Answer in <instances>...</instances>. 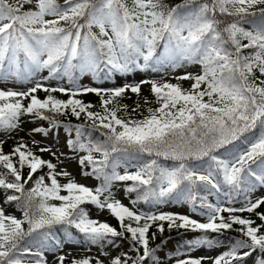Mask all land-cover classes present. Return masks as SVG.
I'll return each instance as SVG.
<instances>
[{
    "label": "snow or ice",
    "instance_id": "1",
    "mask_svg": "<svg viewBox=\"0 0 264 264\" xmlns=\"http://www.w3.org/2000/svg\"><path fill=\"white\" fill-rule=\"evenodd\" d=\"M134 71L164 75L99 86ZM10 79L31 87L0 88V132L21 130L25 116L65 127L80 175L99 183L78 181L22 139L8 153L0 140V264H50L48 253L51 264H162L150 240L166 225L201 233L172 264H245L253 253L264 264V0H0V82ZM88 94L100 98L99 111ZM68 116L81 123L60 119ZM39 152L63 163L50 147ZM117 184L134 194L131 206ZM172 203L205 222L162 210ZM89 205L120 230L92 218ZM226 231L242 238L222 240ZM116 238L130 240L135 255L106 262L107 251L71 259L62 251L66 241L104 249ZM221 246L228 250L217 256L190 255Z\"/></svg>",
    "mask_w": 264,
    "mask_h": 264
},
{
    "label": "rangeland",
    "instance_id": "2",
    "mask_svg": "<svg viewBox=\"0 0 264 264\" xmlns=\"http://www.w3.org/2000/svg\"><path fill=\"white\" fill-rule=\"evenodd\" d=\"M192 70V69H190ZM198 70V69H196ZM179 74V73H178ZM42 76H47L48 73L47 71H44L43 73H41ZM163 73H155V72H139V71H134L132 73H130L127 76H119L117 75L116 78L114 80H108L105 81L104 84L99 85L102 87H116V86H121L124 83H133V82H138L141 79H160L161 76H163ZM172 82H176V81H172ZM57 83L61 84V85H66L67 81H48L47 84L50 86H56ZM82 83L86 84V85H90V86H98L95 84V82L91 79V77H85L82 78ZM190 82H184V86L188 87ZM2 87H6L9 89H23V88H27V87H31V83L29 82H21V81H16V80H8V81H3L0 82V88ZM150 86L149 85H144L142 88V95L143 96H147L150 100ZM131 95V94H129ZM33 123L26 121L25 119H23V124H22V128L19 131H16L17 133H21L27 140L28 142H30L32 144L33 139L35 140H39L42 141L41 144L34 146L35 148L39 149L41 147H50L52 152H55L57 154V156H60L61 160L63 161V163H59V167L58 168H65L68 171H70L78 181L82 182V183H86L89 186H96L98 184L99 181H96L92 178H84L80 175V170H79V163L76 160V153L74 152H70L68 151L65 146H64V140H63V135L60 134L59 132H54L52 130H50L48 132L47 136H43L42 134H38V133H33ZM15 133V132H13ZM8 134V133H4V132H0V140H3V142L6 141V139H8L9 137L12 136V134ZM33 145V144H32ZM45 154H49L51 155V153L49 152H44ZM63 154V155H61ZM122 171V170H121ZM115 191L117 193V197L122 199V201L126 202L127 205H130V199L134 198V195L132 197H128L126 193H124L121 185L117 184L115 186ZM261 193L258 191L255 195H260ZM220 198H223L222 194H219ZM218 198V194L213 192L210 196H209V200L213 203L216 202V199ZM141 205H137V207L139 208ZM236 207H239V204L235 205ZM149 207V206H148ZM163 211H169V212H173V213H180V214H187L192 216L193 218L201 221V222H205V217H201L198 214L192 213L190 211V208L188 205L186 204H177V203H172L169 205H166L162 208ZM7 211L9 213L15 214L18 217L21 215V213L15 209V207H9L7 209ZM90 215L92 216V218L95 219H99L100 221H108V212L106 210L104 211H100L96 208H91L90 209ZM90 248V250H89ZM62 251L63 253H70V257H81L84 255H91V256H96L99 255L101 252V249L98 248V246H88L85 247L83 245L80 244H73L69 241H66L62 247ZM217 253V248L213 249V250H206V249H196L193 250L190 255L193 257H200V256H215ZM108 257H102L106 259V262L108 259H110L111 257H114L118 254H122L121 248L118 249H112L108 251ZM254 254V253H253ZM54 255L53 253H48V258L51 264V261L54 260ZM161 256H163V252L161 253ZM172 256V255H170ZM169 256L167 257L166 261H162V264H172V261H170ZM184 258V257H181ZM252 257H249L245 264H249V262L251 261ZM206 264H211L210 261H206Z\"/></svg>",
    "mask_w": 264,
    "mask_h": 264
},
{
    "label": "trees",
    "instance_id": "3",
    "mask_svg": "<svg viewBox=\"0 0 264 264\" xmlns=\"http://www.w3.org/2000/svg\"><path fill=\"white\" fill-rule=\"evenodd\" d=\"M172 2H176V0H172ZM150 93V90H149ZM41 98H43L45 96V94L43 92L38 94ZM59 98L62 99H67V97H64L62 94L57 93L56 94ZM130 99H126L124 102L128 103L129 105H132L133 101L136 100V96L134 94L130 95ZM150 98L151 100H153L154 98L151 96L150 94ZM83 100H85V102L87 103H92L94 105H96L95 110L99 111L100 107H99V101L100 98L95 96L94 94H88L86 96L82 97ZM153 107H155L156 105L153 103L152 105ZM143 110V109H142ZM23 119H25L28 122H31V118L30 117H23ZM60 119L62 121H64L65 124H68L70 122L71 125H76L81 123V121L76 120L75 117H60ZM33 127L32 129L36 128V127H43V128H47L50 129L54 132H59L60 134L63 135V140H64V146L65 148L70 151L73 152L72 149L70 148L68 141L69 139H74L75 138V134L72 133L71 136H69L68 131L65 127H61L59 129H52L50 127V125L46 122V121H37L35 123H33ZM49 130V131H50ZM23 140L24 142L28 143L30 147H33V150L37 152L38 155H42V157L46 160H52L53 163H57L58 167H59V162L52 157V155L49 154H45V153H40L39 149L35 148L30 142H28V140L21 134V133H13L11 137H9L8 139H6V141L3 144L4 147V151L6 153L10 152L12 148H14L17 144V142H19L20 140ZM79 155L76 153V160L79 161ZM59 169V168H58ZM80 170V167H79ZM43 171H47V169H44ZM42 174L41 172H38L37 175ZM25 175H27V169H25ZM35 179V177H34ZM99 183V182H98ZM31 186V182H29V187ZM222 194V193H221ZM134 195V194H133ZM124 202V201H123ZM126 205L127 203L124 202ZM141 206L139 207L141 210H147L148 206L147 205H143L140 204ZM89 210L91 208H95L91 205L88 206ZM264 210V209H261ZM224 215H227V213H225ZM244 216H248V213H244ZM108 218L109 220L106 221L108 222L110 225L114 226L117 228V230L119 229V224L117 222V220L112 217L109 213H108ZM253 219H255V217H253ZM104 222V221H102ZM257 223H259V221L257 220ZM166 230L163 234L157 233L156 234V238L154 240H150V247L152 248H156L157 251V255L160 258L161 261H166L167 257L170 255H174V253L176 252L178 247H183L184 243L189 240V239H193L199 235H201V233H193V232H186L184 230H167V225L165 226ZM234 227H239V226H234ZM155 229H153L152 231H154ZM213 236H215V234H211ZM229 238L234 241L235 239H241L242 237L240 236V233L238 232H234V231H226L224 233V237H222V240H229ZM130 240H126L123 238H116V244L114 246H106V248L101 249V252L103 251H109L112 249H118L121 248L122 253L127 252L129 255H135V253L132 251L131 247H130ZM83 246L88 247L89 245L84 244ZM227 246H221V247H217V253L215 256L219 255L220 253H222L223 251H226ZM163 252V256H161V253ZM86 256V255H84ZM257 256V253H254L252 255L251 261L249 262V264H254L255 258ZM83 257V256H81ZM72 257H70L69 259H71ZM80 258V257H79ZM248 259V258H247ZM145 264H149L148 261L145 262Z\"/></svg>",
    "mask_w": 264,
    "mask_h": 264
}]
</instances>
